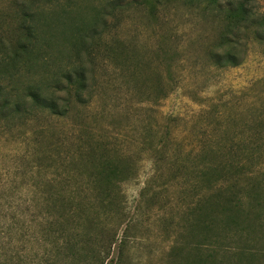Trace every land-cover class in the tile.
Listing matches in <instances>:
<instances>
[{
  "label": "rangeland",
  "instance_id": "rangeland-1",
  "mask_svg": "<svg viewBox=\"0 0 264 264\" xmlns=\"http://www.w3.org/2000/svg\"><path fill=\"white\" fill-rule=\"evenodd\" d=\"M110 1L0 0V39L13 36L20 8L40 11L55 39L51 53L58 62L50 71H56L71 56L70 22L66 19L92 21ZM113 1L125 11L116 9L105 26L98 24L100 37L80 51L92 76V105L73 119L53 125V131L59 140L70 130L82 131L96 154L85 160V168L100 166V156L117 150L130 158L136 173L119 185L118 199L110 202L117 203L112 205L117 211L111 216L90 187L84 186L79 197L73 192L76 187L66 188L64 198L81 200L87 210L86 218L75 228L65 221L66 216L61 220L49 209L51 204L36 207L32 195L27 198L23 192L29 190L31 178L37 187L42 183L38 191L42 192L43 185L46 190L44 180L60 181L58 175L64 168L45 173L48 164L40 161V174L36 170L30 175L27 172L36 163L30 156L37 151L35 146L20 136L16 141L15 135L8 137L0 145V264H14L21 253L20 264H45L53 259V264H95L100 257L92 252L98 254L110 240L107 262L196 264L199 214L194 209L201 198L212 193L211 187L197 196L196 190L206 183L200 179L201 171L217 163L228 170L244 171L252 165L256 173L264 172V126L261 130L252 124L264 111V45L243 36L236 51L238 64L215 67L208 59L209 51L223 31L222 20L201 16L182 2H173L150 18L134 10L133 0ZM252 7L264 16V0H252ZM60 147L58 152L63 155L67 146ZM155 170L158 176L154 179ZM36 198L42 199V195ZM47 218L62 221L50 227L53 231L58 232L61 224L67 231L61 235L52 232L45 224ZM24 224L39 240L21 238ZM44 230L49 231V243L44 242L48 235ZM255 232L251 238L256 246L249 245L264 252V232ZM233 246L248 250V245ZM71 248L88 257H79L81 263L73 261ZM223 264H264V256L249 263L226 259Z\"/></svg>",
  "mask_w": 264,
  "mask_h": 264
},
{
  "label": "trees",
  "instance_id": "trees-1",
  "mask_svg": "<svg viewBox=\"0 0 264 264\" xmlns=\"http://www.w3.org/2000/svg\"><path fill=\"white\" fill-rule=\"evenodd\" d=\"M173 2H182L186 7L200 11L201 16L215 17L224 23L216 45L209 51L208 59L215 67H235L238 64L236 51L243 36L252 37L264 45V16L255 11L252 0H133L131 5L135 11L155 18ZM116 9L125 11L112 0L94 15L92 21L66 19L70 22L67 28L71 56L64 63L60 62L62 65L56 71H50V66L58 62L51 53L55 39L50 35L49 24L44 22L40 11L30 12L26 7L20 8V21L13 36L0 39V145L15 135V141L20 136V140L25 139L28 144L35 146L37 151L33 150L30 156L36 163L27 172L30 175L35 174L36 170L40 174V161L48 164L45 173L49 170L58 172L64 168L63 174L58 175L60 181L49 178L44 180L46 190L43 185L42 192L38 191L42 183L37 187L31 178L29 190L25 188L23 192L27 198L32 195V204L36 207L44 208L47 207L46 203L51 204L48 208H52L61 220L66 216L65 221H70L75 228L80 227L82 218L87 216V210L81 200L64 198L65 192H68L66 188L76 187L73 192L79 197L84 186L90 187L104 212L111 216L112 212L114 214L117 211L116 208L112 209V205L115 207L117 203L110 202L118 199L119 185L130 180L136 173L130 166V158L117 150H114L116 154L110 152L100 156V166L85 168V160L96 154L93 146H87L82 131L77 134L70 130L63 140H59L53 131V125L71 117L73 119L75 114L92 105V76L81 61L80 51L88 47L87 42L100 37L97 25L105 26L107 17L113 16ZM45 28L48 30L42 34ZM256 120L252 124L262 130L264 111ZM257 128L254 136L258 141L260 132ZM261 134L264 137V131ZM64 144L67 148L62 155L58 150ZM38 146L42 147L37 149ZM253 169L254 166L249 165L244 171L228 170L217 167L216 163L201 171L200 179L206 183H202L204 188L196 190L197 196L201 191L212 190V193L206 199L201 198L194 209L199 214L195 222V230L198 232L194 246L196 264H223L226 259H235L238 263L246 260L249 263L264 256L263 251L249 245L254 243L252 246H256V240L251 238V235L256 234L255 231H258L257 234L264 232V172L256 173ZM157 176L158 171L155 170L153 178ZM38 194L42 195V199L36 198ZM47 213L51 217V213ZM59 223L62 221L52 222L47 218L45 224L50 229ZM92 224L96 225L94 222ZM29 228L24 224L20 229L24 232L21 238L27 242L39 240ZM65 231L67 228L63 224L58 232L52 230L59 235ZM43 232L49 233L48 230ZM49 238L48 234L44 242L49 243ZM61 240L65 244L69 243L66 238ZM237 243L244 247L248 245V250L234 247ZM111 245L112 240L103 245L98 254L92 252L93 256L100 257L95 264H115L113 260L107 262ZM70 251L75 262L81 263L79 257H88L73 252L72 248ZM15 257L17 262L14 264H20L22 253ZM53 263L54 259L45 261V264Z\"/></svg>",
  "mask_w": 264,
  "mask_h": 264
}]
</instances>
